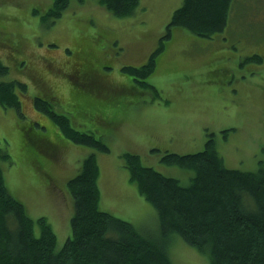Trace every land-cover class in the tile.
<instances>
[{
    "label": "rangeland",
    "instance_id": "obj_1",
    "mask_svg": "<svg viewBox=\"0 0 264 264\" xmlns=\"http://www.w3.org/2000/svg\"><path fill=\"white\" fill-rule=\"evenodd\" d=\"M181 2L139 0L131 15L119 18L98 0H71L53 20L48 17L51 0H0V61L8 68L0 81H18L27 87L24 94L16 90L22 119L16 109L0 106V150L9 155L8 161L0 160V167L8 191L24 205L28 216L47 219L57 237V250L70 233L73 205L66 183L76 175L86 147L63 140L50 118L35 110V97L51 102V110L66 116L75 130L104 141L109 153L92 150L99 169V209L149 236L159 234L156 211L129 180L120 154L136 155L143 166L184 186L191 173L162 164L160 153L152 149L183 152L190 143L187 153H196L203 151L212 134L226 168L254 172L264 162V0H234L226 29L211 40L212 51H202L194 62L178 57L188 71L217 64L221 77H194L192 82L172 73L175 65L169 67L167 62L174 57V47H190L191 38L210 41L185 30L179 35L172 31L175 40L166 42L164 52L155 56L154 70L143 76L139 68L158 46ZM254 55L262 62L248 59ZM126 66L133 69L123 71ZM186 103L190 107L183 108ZM175 104L183 109L174 108ZM152 106L169 108L158 113L151 139ZM180 113H188V120L178 122ZM30 122L44 127L38 132L53 143L68 141L72 147L60 145L53 158L42 159L40 168L22 143L19 123ZM118 123L120 129L108 137L104 131ZM225 130L229 131L223 134ZM173 135L176 144L171 141ZM48 148L43 151L47 153ZM166 247L173 264H209L205 255L177 235L169 237Z\"/></svg>",
    "mask_w": 264,
    "mask_h": 264
},
{
    "label": "trees",
    "instance_id": "obj_2",
    "mask_svg": "<svg viewBox=\"0 0 264 264\" xmlns=\"http://www.w3.org/2000/svg\"><path fill=\"white\" fill-rule=\"evenodd\" d=\"M51 1L48 17L55 20L71 0ZM233 2L182 0L173 10L158 46L138 72L144 76L154 70L155 56L164 52L166 42L175 40L172 31L176 34V29L205 40L222 33L228 25ZM98 3L119 18L131 15L139 6V0H98ZM248 59L262 62L257 55ZM127 68L131 67L122 70ZM7 72L8 68L0 61V76ZM16 90L24 94L27 87L18 81H0V106L16 109L21 118ZM33 101L35 110L58 127L63 140L89 148L90 155L66 183L73 208L70 233L59 250L56 234L47 219L28 216L24 205L8 191L0 167V264H173L166 247L171 235L179 236L205 255L210 264H264V162L260 161L254 172L226 168L214 148L212 134L203 151L196 153L152 149V153H160L162 164L191 173L184 186L175 178L143 166L138 156L120 154L129 180L156 211L159 234L149 236L99 209V169L94 152L109 153L104 141L92 133L75 130L66 116L51 110V102L39 97ZM19 129L23 145L37 162L51 158L60 147L38 132L45 131L38 123H19ZM45 146L49 147L47 153L43 151ZM0 160H9L7 151L0 150Z\"/></svg>",
    "mask_w": 264,
    "mask_h": 264
},
{
    "label": "crops",
    "instance_id": "obj_3",
    "mask_svg": "<svg viewBox=\"0 0 264 264\" xmlns=\"http://www.w3.org/2000/svg\"><path fill=\"white\" fill-rule=\"evenodd\" d=\"M176 31H177V35H179V34H185L184 32H183V30H181V29H176ZM193 44L190 46V47H188V48H186V47H184V46H179V47H174V51H175V54H174V57L170 60V61H168L167 62V64H168V66L169 67H171V65H175V67H174V69H173V72L172 73H176V75L175 76H178L179 75V77L180 78H187V79H190L192 82H195V80H192L191 78H194V77H197V78H202V79H205V78H215V79H217V77L219 76V77H221V71H219L218 69H219V65H217V64H212V67L211 68H208V66L206 67V69H203V67H198V68H195V69H189L190 71H188L186 68L185 69H183V66H184V62H182V61H180L179 60V56H182L184 59H189L190 61H192V62H194L193 60H195L200 54H201V52L202 51H205V50H209V52H211L212 51V42H211V40L210 41H205V42H200V41H196V40H193L192 38H191V40H190ZM210 55V54H209ZM176 63H177V65H178V68H176ZM219 66V67H218ZM207 68L209 69V70H207ZM218 70V71H217ZM197 72H198V74H197ZM219 72V73H218ZM217 73H218V75H217ZM215 74V75H214ZM198 83H201V81L200 82H198ZM194 92V91H193ZM180 104H175V106H174V108L175 107H179L180 108ZM187 107H190V106H188V103H186V106H184L183 108H187ZM168 106H152V107H150V109H152V112H153V117H152V119H151V121H150V132H149V135H150V138L152 139L154 136H153V134H152V128L155 126V124L157 123V120H158V113L159 112H167L168 111ZM183 108H180V109H183ZM188 114V113H187ZM187 114H184V113H180V117H178L177 118V121L178 122H183V121H185V120H188L187 118H186V116H187ZM184 119L183 121L182 120H180V119ZM186 118V119H185ZM177 123V122H176ZM178 124V123H177ZM120 124L118 123V124H116L115 126H114V128L112 129V130H109V131H104V133L108 136V137H111L110 135L114 132V131H117V130H119L120 129ZM142 130L143 129H140V131L142 132ZM147 130V129H146ZM166 134H167V132L159 139V141L161 142V143H164L165 142V138H166ZM117 135H120V133H117L116 134V136ZM171 135V134H170ZM175 137H177V136H175V135H173V139L171 140L172 142H174V138ZM187 138V137H186ZM176 139V138H175ZM177 141V139L175 140V142ZM174 142V144H176ZM154 143L153 142H151V145H153ZM166 144V143H165ZM59 145H62V146H64V145H69V146H71L72 147V145L71 144H69L68 143V141L66 142H63L62 141V143L61 144H59ZM190 146H191V144L189 143L188 144V150H190ZM176 146H173V145H170V149H172V150H178L177 148H175ZM82 149V148H81ZM83 149H86V153H85V156H83V157H86V156H88V154H89V152H87V148H83ZM187 150V151H188ZM90 151V150H89ZM187 151H183V152H185V153H187ZM49 152V151H48ZM178 153H181L182 151H177ZM182 152V153H183ZM82 157V158H83ZM51 158H53V157H51ZM36 161V160H35ZM83 161V160H82ZM82 161H81V163H82ZM43 162V161H42ZM37 163H40V168H41V166H44V164H42L41 163V161H38ZM81 163H79V165H78V169H77V171H76V174H77V172L80 170V167H81ZM63 187V186H62ZM65 187V186H64Z\"/></svg>",
    "mask_w": 264,
    "mask_h": 264
},
{
    "label": "bare ground",
    "instance_id": "obj_4",
    "mask_svg": "<svg viewBox=\"0 0 264 264\" xmlns=\"http://www.w3.org/2000/svg\"><path fill=\"white\" fill-rule=\"evenodd\" d=\"M88 151H89V150H88ZM91 151H92V150H91ZM94 151H95V150H94ZM96 152H97V151H96ZM96 152H95V153H96ZM91 153H93V152H91ZM38 230H39V229H38ZM39 232H40V231H39ZM37 238H38V237H37ZM209 264H210V263H209Z\"/></svg>",
    "mask_w": 264,
    "mask_h": 264
}]
</instances>
